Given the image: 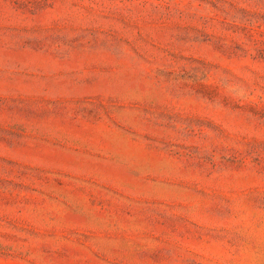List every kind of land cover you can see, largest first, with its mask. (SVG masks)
Returning a JSON list of instances; mask_svg holds the SVG:
<instances>
[{
    "label": "rangeland",
    "instance_id": "obj_1",
    "mask_svg": "<svg viewBox=\"0 0 264 264\" xmlns=\"http://www.w3.org/2000/svg\"><path fill=\"white\" fill-rule=\"evenodd\" d=\"M0 264H264V0H0Z\"/></svg>",
    "mask_w": 264,
    "mask_h": 264
}]
</instances>
